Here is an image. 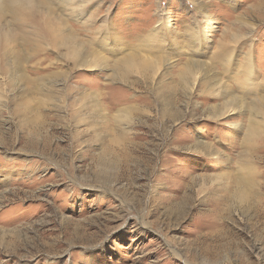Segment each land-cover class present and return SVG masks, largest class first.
Returning a JSON list of instances; mask_svg holds the SVG:
<instances>
[{
	"label": "rangeland",
	"instance_id": "1",
	"mask_svg": "<svg viewBox=\"0 0 264 264\" xmlns=\"http://www.w3.org/2000/svg\"><path fill=\"white\" fill-rule=\"evenodd\" d=\"M35 1L51 39L0 37V264H264V0Z\"/></svg>",
	"mask_w": 264,
	"mask_h": 264
},
{
	"label": "bare ground",
	"instance_id": "2",
	"mask_svg": "<svg viewBox=\"0 0 264 264\" xmlns=\"http://www.w3.org/2000/svg\"><path fill=\"white\" fill-rule=\"evenodd\" d=\"M39 4V2H38ZM38 4L37 1L35 0H0V30L2 28V33L0 32V37L2 36V38L4 40H6L7 38H9V36L15 35V34H20V37H24L23 43L27 44V45H33L35 43H39L42 42L44 43L45 41H48L51 39V33L50 30L53 31V28H51V26H49L46 22L45 25L42 26L41 23L38 24L37 21H34V16L37 15L38 13ZM47 4V3H46ZM45 4V5H46ZM49 4V3H48ZM47 4V5H48ZM41 5V4H40ZM46 5V6H47ZM51 5V4H50ZM49 5V6H50ZM44 6V5H43ZM48 7V6H47ZM38 8V9H37ZM60 8V7H58ZM41 9V8H40ZM51 9V8H50ZM42 11V10H41ZM30 13L29 16H31V20H29V23L27 20H22V17L20 15H25V13ZM46 15V14H45ZM10 16L11 19L13 21H9L6 20V17ZM20 16V21H17L18 17ZM39 16V15H38ZM50 19V18H49ZM52 21V20H51ZM48 22V21H47ZM50 24V23H49ZM242 26V25H241ZM245 27V26H244ZM243 27V28H244ZM50 28V29H49ZM241 28V27H240ZM151 33V32H150ZM45 34H47L44 38H42ZM193 36V35H191ZM152 37V34H151ZM233 38V37H232ZM21 39V38H19ZM22 40V39H21ZM236 40V39H235ZM8 41V40H7ZM20 42V40H19ZM230 44V43H229ZM244 45V44H243ZM35 48V47H34ZM40 49V48H39ZM33 50V49H32ZM38 50V49H37ZM225 49H223L224 51ZM114 51V50H113ZM112 51V53H113ZM222 51V52H223ZM20 52V51H19ZM28 52V51H27ZM77 52V51H75ZM79 52V51H78ZM84 54L87 55V53L83 50ZM231 52V51H230ZM34 53V52H33ZM32 53V54H33ZM115 54V53H114ZM132 54V53H131ZM224 54V52H223ZM34 55V54H33ZM81 55V54H80ZM85 55V56H86ZM226 55V54H225ZM228 55V54H227ZM9 56V55H8ZM7 56V57H8ZM11 56V55H10ZM84 56V57H85ZM222 56V55H219ZM230 57V56H229ZM16 58V57H15ZM14 58V59H15ZM19 58L17 56V59L14 60V63L18 64L21 60H19ZM116 58V57H115ZM126 58V57H125ZM130 58V57H129ZM164 58V56H163ZM247 58V57H246ZM132 59V58H131ZM116 60V59H115ZM28 61V60H27ZM119 61V60H117ZM127 61V62H126ZM126 63L127 64V68H133L136 65V62L128 61L126 59ZM141 61V60H140ZM78 62V61H77ZM145 62V60H144ZM151 62V61H150ZM148 60V63H150ZM251 62V61H250ZM249 61H246L243 64V70L241 68V70L243 71V76L246 78L247 76H250V74H252L251 72V63ZM7 63V61H6ZM80 63V62H79ZM91 63V62H90ZM125 63V66H126ZM142 63V62H140ZM78 64V63H77ZM145 64V63H144ZM79 65V64H78ZM115 65V64H114ZM119 65V64H118ZM124 65V64H123ZM8 66V65H7ZM142 66H145L142 64ZM146 67V66H145ZM149 67V66H148ZM152 67V66H150ZM9 68V67H8ZM124 68V66H123ZM154 68V67H153ZM114 71H119L120 68H113ZM126 70V68H125ZM132 70V69H131ZM24 71V70H23ZM122 70H120L121 72ZM128 71V70H127ZM146 71V70H145ZM9 72V71H8ZM120 72H116L115 74H119ZM240 72V71H239ZM241 75V73H240ZM241 75V76H242ZM44 78V77H43ZM42 78V79H43ZM46 78V77H45ZM247 79V78H246ZM244 81V80H243ZM35 85V84H34ZM247 86V85H246ZM33 87V85H32ZM241 87L244 88L245 87V83L241 82ZM245 90V88L243 89ZM242 91V90H241ZM245 92V91H244ZM251 128V127H250ZM254 130L248 132V136L245 142V150L247 151V153L249 152V146H250V142L248 141V138L251 137L254 133ZM254 136V135H253ZM253 146V145H252ZM254 147V146H253ZM250 161V160H249ZM250 163V162H249ZM248 163V164H249ZM251 164V163H250ZM249 164V165H250ZM254 165V164H253ZM255 171H253V169L250 167H246V172L245 174L241 173V174H237V180L235 179L236 183L238 182V187H240L239 189V196L242 198H245L247 196V199L249 200L251 197H255L256 191H259V185L257 186V183L255 184ZM262 177V176H261ZM234 179V178H233ZM233 183V182H232ZM244 187L245 191H242L241 189V185ZM259 184V183H258ZM230 185V184H229ZM236 185V184H235ZM231 186V185H230ZM230 190V189H229ZM257 199V198H256ZM250 203V202H249Z\"/></svg>",
	"mask_w": 264,
	"mask_h": 264
}]
</instances>
